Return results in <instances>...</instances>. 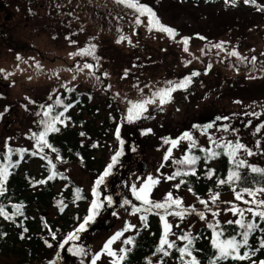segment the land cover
I'll return each mask as SVG.
<instances>
[{
	"label": "rangeland",
	"instance_id": "rangeland-1",
	"mask_svg": "<svg viewBox=\"0 0 264 264\" xmlns=\"http://www.w3.org/2000/svg\"><path fill=\"white\" fill-rule=\"evenodd\" d=\"M233 1L234 5L227 0H221L212 6H206L203 3L188 4L178 0H139V3L150 6L160 22L172 28L175 34L170 36L157 31L155 27L149 31L147 22H144L136 30L126 28L123 36L126 39L119 43L111 35H100L97 39L98 50L94 48L87 56L70 55L80 52L82 47H70L66 42L56 41L46 33L35 30L39 20L23 19L21 11L17 12L19 7L11 6L9 15L16 10V18L9 23L16 27L11 34L18 44H27L35 50L31 53L8 54L7 47H1L0 70L3 71L0 74L7 87L0 89V151L9 146H20L27 147L30 153L35 152L36 160L28 159L22 165L23 171L33 173L39 172L43 161H54L60 172L85 192L89 207L93 199L103 205L75 240H69L64 248H59L48 260L32 264H81V260L84 264H91L92 255L101 252L104 243L116 232L122 231L126 222L135 225V228L124 232L111 247L117 253L121 247L128 248L129 245H124L122 241L138 231L141 225L140 216L144 215L143 211L134 212V208H143V205L133 195V185L139 189L149 176L159 180L151 189V200L162 202L167 193H172L173 198L182 201L181 208L189 210L183 218L165 214V219L172 225L168 236L170 242L177 229L194 234L209 221L237 219L228 210L233 204L242 208L250 206L236 200L233 195H223L214 203L212 196L203 199L207 203L206 208L189 192L177 190L173 181L167 179L176 164L173 161L183 158L190 148L191 141L181 139L186 132L195 141L192 147L201 149L211 147L213 143L209 137L222 144L229 141L235 144L238 140L256 153L247 156L241 150L239 156L251 165L264 167V116L261 113L257 118L241 115L246 110L258 111L264 108V79H254L247 71L237 72L236 61L223 64L227 60L222 56L225 52L221 50L224 48L215 47L217 44L226 43L242 57H255L260 54L264 60V17L258 11L251 10L253 6L264 8V0H255V3ZM57 3L63 13L71 11L76 15L81 9L76 0H57ZM27 5L30 7L31 0ZM4 17L5 14H1L2 22ZM185 39L187 44L184 43ZM208 45L211 50L207 52L208 58H205ZM185 47L187 51L184 50ZM220 51L222 57L218 61L220 57L217 56L220 54L217 53ZM77 60H88L99 75L103 74L102 78L105 77L109 82V94L114 97L116 105H120V112L125 114L128 109L127 101L151 99L153 92L165 87L168 81L179 83L186 77L191 80L186 88H177L172 92L167 103L160 105L156 98L155 103L145 106L147 111L142 115L135 133L136 138L132 136L125 140L124 130L119 131V140L116 139L108 152L103 156L99 155V158L104 159L103 162L106 161L108 165L117 151L123 155L114 165L110 176L99 186L82 173L76 164L63 163L53 156L38 152L32 145L26 146L27 142L24 140L25 134L31 128V118L23 103L47 94L56 83L51 78L66 81L67 84L75 82L76 79L81 89L92 87L87 80V74L92 67L83 68L82 64L71 66ZM193 72L199 75L192 76ZM125 74L130 78H125ZM117 99L120 100L119 104ZM86 117L94 120L96 124L101 121V116ZM217 117L221 119L217 120ZM224 117L228 119H223ZM209 124L213 127L207 128ZM257 127H260L259 132ZM166 140H178L179 143L172 147ZM169 149L171 154L165 160ZM141 161L148 167L144 174L141 171ZM93 187L96 192L100 189V195L93 196ZM109 198L112 203L107 208ZM125 200L130 203L124 204ZM193 208L195 212L191 211ZM173 210L178 211L175 208ZM159 212L162 213L163 210ZM199 212L204 213L205 220L200 219L197 214ZM213 212L217 215L213 216ZM147 214H153L160 220L157 210ZM49 216H53V211L49 212ZM78 247L88 250V255H74L73 251ZM111 260L112 257L101 252L96 264H111ZM158 262V259L152 260V264ZM0 264L17 262L14 258L0 256Z\"/></svg>",
	"mask_w": 264,
	"mask_h": 264
},
{
	"label": "trees",
	"instance_id": "trees-1",
	"mask_svg": "<svg viewBox=\"0 0 264 264\" xmlns=\"http://www.w3.org/2000/svg\"><path fill=\"white\" fill-rule=\"evenodd\" d=\"M28 1L2 0V14H5V17H8L12 21L16 18V10L12 15H9V10H11V6H14V8L19 7L17 8V12L21 11L23 19L39 20L35 25V30L46 33L51 39L56 41L61 40L66 42L70 47H82V49L88 50L91 53L94 51L91 47L93 45L95 46V50H98L99 43L97 39L100 35H111L118 41L124 36L126 28L136 30L137 26H141L142 23L147 22L146 15L139 16V13L135 12V10L129 9L124 4L117 3L116 0H76L81 7L79 14L76 15L71 11L63 13L57 0H54V2L51 0H31L30 7L27 5ZM178 1L188 4L203 3L206 6H212L221 2V0ZM227 1L232 3L231 5L235 3L233 0ZM260 8L263 7L253 6L251 10L253 12L258 11L261 13V17H264V11L259 10ZM137 16H139L141 21L140 24L136 23ZM5 17L3 22L7 23ZM221 45L224 48L221 51L225 52V55L223 54L222 56H225L227 59L225 62H222L223 64L235 63L232 61H236L237 72L241 70L247 71V73L253 75L254 79H264V60L261 59L260 54L255 56L256 60L252 62V57H242L236 49L230 48V45L226 43H222ZM210 50L211 46L208 45L205 58H208L209 54L207 52ZM221 51L217 53L220 54L217 56L220 57L218 61L222 57ZM233 51L238 53V56L230 55ZM85 64L91 65L88 60H77L71 66L81 65L83 68H86L84 67ZM102 75H99L92 66L89 74H87V80L91 83L92 87L87 89H81L76 79L75 82L67 84L66 81L51 78L56 83L50 87V91L47 94L35 97V99H29L27 103H23V106L27 109V114L31 118V128L24 138L27 142L26 146L28 144L32 145L34 149L41 152L36 148L35 141L31 139L33 132L43 130V125L40 124L41 119H43L41 105H53V112L50 115H56L64 111L65 105L70 104L71 107L64 112V116L62 117L64 123H57L56 125L60 131L50 132L47 139L57 149L60 156L59 161L67 164H76L82 173L88 175L95 182L103 177V183L110 176L114 165L119 162L118 160L123 153H121L115 163L111 162L113 166L111 169H108L107 176L104 173L109 164L107 165L106 161L103 162L104 159H100L99 155H105L113 142L116 141V130L118 127L119 130H124L125 140L130 139L132 136L136 138L135 133L139 128L142 117L129 121L127 119L128 113L120 112V105H116L115 101H113L114 97L108 92L109 82L104 76L102 78ZM124 76L126 78L128 74ZM173 83H177V81ZM57 98H60L62 101L60 105L55 103ZM116 101L119 104L120 100L117 99ZM100 106H102V109ZM128 107L126 105V108ZM38 112L41 113V116H37ZM249 113H261L264 116V108H260L258 111L255 109L246 110L241 115L257 118L256 115H249ZM86 115L92 118L101 116V121L99 124H96L94 120L92 121V119L87 118ZM81 133H84V135H81ZM9 148L17 149L23 147L9 146L0 151V154L6 155ZM210 148L218 153H223L225 150L223 147H216L214 143ZM200 149L198 147H191L187 149L185 154L200 157L195 165L189 166L187 164L176 163L172 167L170 176L177 171L181 172V175L172 179L174 187L177 184L180 185L179 188L175 187L177 190L189 192L194 198L203 200L215 193L219 194L218 197L223 195H233L235 197L233 188L237 191L245 187L255 188L260 187L261 182H264V175L252 173L248 168H240L235 169L242 175L240 182L231 185L227 183L224 185L218 184V179H227L229 169L234 166L229 162V158L226 155H219L205 161V152ZM41 153L55 158L57 156V152H53L47 147ZM2 155H0V165L6 163ZM10 159L14 164L20 159V154L14 152L11 154ZM26 160L34 161L36 157L27 151L23 155V160L17 166L8 168L9 176L5 183V191L0 196V205L4 206L5 211L9 215H12L14 211L13 205H22L20 210L22 215L17 214L12 219H5L3 216H0V256L14 258L17 264H32L48 260L51 255L58 251L59 245L66 240L69 234L75 233L80 223L89 214V199L85 195V192L74 182L66 178L54 161L50 160L51 164L55 165L54 169L49 164V161H43L39 172L33 173L28 170H22V165ZM193 168L195 175L191 174ZM209 170H212L211 177L208 175ZM53 172L56 175L52 179H48L50 175H53ZM184 172H189V174L184 175ZM41 180L46 182L39 183ZM181 180L184 183L181 184ZM189 188H191V191H189ZM76 189L81 190L79 193L80 199L76 198ZM99 190L98 188L96 196L100 195ZM247 198L248 196L245 194L244 199ZM61 208H63L62 211ZM50 211H53L52 217L49 216ZM250 216L245 215V219H249ZM256 219L258 220V218ZM227 221H219L220 229L217 230H223L225 235H229L234 231H240L237 225H228ZM216 222L209 221L208 223L215 224ZM146 223L147 227L141 222L138 231L131 236L134 238L133 243L128 247L131 251L127 253L126 260L121 262V264H150V262L152 264L153 259L159 260L157 264H181L179 259L180 253L175 248L167 249L169 252L168 256H164L163 253H156L155 251L159 246L160 236L163 233L162 222L153 214H147ZM208 223L199 228L196 233L190 234L191 237H196L192 247L198 250L194 252V255L197 256L200 264H208L209 259L214 258L213 253L215 249L211 245L212 229L208 228ZM260 227L264 228V223H261ZM185 233L188 232L184 229L176 230L171 241L175 242L176 248L183 247L187 243L186 240L179 239ZM53 235H55V239H53ZM262 237H264V233L259 231L250 235L249 244L252 249L259 247L258 241ZM237 239H240V237H237ZM49 244L52 246L49 247ZM245 250L250 249H241V252ZM185 259L190 258L185 257ZM262 259H264V249L258 251L250 260H228L221 262V264H252V261H256L258 264Z\"/></svg>",
	"mask_w": 264,
	"mask_h": 264
},
{
	"label": "snow or ice",
	"instance_id": "snow-or-ice-1",
	"mask_svg": "<svg viewBox=\"0 0 264 264\" xmlns=\"http://www.w3.org/2000/svg\"><path fill=\"white\" fill-rule=\"evenodd\" d=\"M119 4H124L129 9L135 10V12L139 13V16H147V25L148 30L151 31L153 27L156 28L157 31L165 32L169 34L170 36L174 35V30L170 27H167L163 25L160 20L156 17L155 12L148 6L143 5L139 3V0H116ZM245 3H255V0H244ZM259 10L264 11V8H260ZM139 16H137L136 23L140 24L141 21L139 19ZM126 39L125 37H121L120 40L117 41L119 43L121 40ZM74 43V41H73ZM184 43L187 44V40H184ZM94 50V45L91 46ZM217 48H221V44L215 45ZM187 51V47L184 49ZM81 54H91L88 50H80L78 53H70V55H81ZM230 55L238 56V53L235 51L231 52ZM19 59V57H17ZM247 59V58H245ZM252 62H255L256 58H251ZM84 67L91 68L92 65L85 64ZM3 71V70H0ZM199 75L197 72H193L192 76ZM191 83L190 78H184V80L180 81L179 83H173L172 81L166 82V86L163 88L157 89L155 92H153L151 99H142L139 101H127L129 107L127 109V119L129 121H132L133 119H139L142 117L143 113L147 111V108L145 107L149 103H155V99H159V104L163 105L169 101L171 98V93L175 91L177 88H186L188 84ZM143 91V90H141ZM51 99V97H49ZM55 103L57 105H60L62 101L60 98H57ZM239 103V102H237ZM71 107V105H65L64 111L59 112L56 115H50L53 112V105H41V108L43 109L42 116L43 119H41L40 124L43 125V130L39 132H33L31 135V139L35 141V146L39 151H43L45 147L50 148L53 152H57L56 159H60L59 153L57 149H55L48 141L47 136L50 132H59L60 129L56 126L57 123H64L62 117L64 116V112L67 111V109ZM162 110V109H161ZM7 111V109H5ZM2 115V114H0ZM249 115H256L259 116V113H249ZM37 116H41V113H37ZM217 120H220L221 117H217ZM223 119H228V117H224ZM207 128L213 127L212 124H209L206 126ZM227 130V129H225ZM257 132L260 131V127H257ZM119 127L116 130V137L119 140ZM81 135H84V133H81ZM181 139H187L191 141V144L189 147L195 145V141L192 140V137L186 132L183 134ZM209 140L216 144V147H223L225 150L223 153H218L214 151L212 148L208 149H200L201 151L205 152V161L211 160L219 155H226L229 158V162L234 166L233 168H230L227 174V179H218V184L224 185V184H235L242 180V175L239 171H236L235 169L240 168H248L252 173H259L261 175H264V168H259L255 165L249 164L244 158L238 155V153L242 150L244 154L247 156H253L256 153H254L251 149H248L245 145L241 144L238 140L233 144L231 141L227 142L224 145H221L217 141L212 140L211 137H209ZM166 143H170L172 147H175L179 141L178 140H171L165 141ZM123 143V141H121ZM257 146H259V142H257ZM27 149L24 148H17V149H8V153L6 155H2V158L6 163L0 165V196L4 194L5 191V183L8 179L9 167H15L17 166L21 160H23V155L25 152H27ZM19 153L20 159H18L14 164L11 162V154L12 153ZM32 155H35L36 153H31ZM171 154V149H169L168 153L165 155L164 159L168 160L169 156ZM121 155L120 151H117L115 155L112 157V162L115 163L117 158ZM44 159L45 157H41ZM200 159L199 156H188L185 155L180 160H174V163L177 164H187L189 166H193L196 164V162ZM49 164L54 169L55 165L51 164V161H49ZM113 166L112 163L108 165V168L105 170L104 175H108V169H111ZM184 175H188L189 172H184ZM191 174L195 175L194 168L191 170ZM56 175V173L53 172V175H50L48 179H52L53 176ZM181 175V172L177 171L173 173V175L168 176L167 179L172 180L175 179L176 176ZM209 177L212 176V170L208 171ZM63 178V177H62ZM103 181V177L98 179L95 183L96 185L101 184ZM46 181H39V183H45ZM159 183V180L149 176L147 181H145L139 189L136 188L135 185H133V195L135 198L142 202L143 208L136 207L134 208V212H141L143 211L144 215L140 216V220L142 223H144L145 227H147V213L152 212L153 210H157V214H159V218L161 222L163 223V233L160 236L159 246L156 248V253H163L164 256H168L169 252L167 249H173L175 248L180 253V261L181 264H200V261L198 260L197 256L194 255V252L198 251L197 249L193 248V241L196 239V237H191L189 233H185L182 236L179 237V239L186 240L187 243L183 247L176 248L175 242H170L168 240V236L170 234V229L172 225H170L167 220L165 219V214L167 215H177L183 218L184 214L188 212V209L181 208L182 201L179 198H173L172 193H167L164 197V200L162 202H156L150 199V193L151 189L154 185ZM180 183H184L183 180L180 181ZM179 184H177L175 187L179 188ZM80 189H76L77 192V199H80L79 196ZM189 191H191V188H189ZM233 191L235 192V199L242 201L245 205H250L249 207H239L235 204L232 205L229 211L232 212L233 216L238 217L235 220H229L226 223L228 225H237L240 229L239 232H233L229 235H225V232L223 230H217L220 229V222L217 221L215 224L208 223V228L212 229V236H211V245L215 249L213 253V259H209L208 264H221V262L232 260V261H245L250 260L252 256H255L258 251L261 249H264V237L260 238L258 243L259 247L252 249L251 245L249 244V237L253 233L259 231L261 233H264V228L260 227L261 223H264V198H258L260 196H264V182H261L260 187L255 188H240L239 191H237L235 188H233ZM93 196H96V188L93 187L92 189ZM247 194L248 197H251V199H244V195ZM219 194L215 193L212 195L211 199L213 203L218 199ZM201 204L205 205L207 208V203L204 200L199 201ZM112 203L111 199H108V204L110 205ZM130 202L128 200L124 201V204H129ZM251 205H254L252 207ZM103 205L98 202L96 199H93L91 202V205L89 207V214L84 218V221L80 223L79 227L76 229L75 233H70L69 236L66 238L64 242H62L59 247L64 248V245L69 240H75L80 232H83L85 230L86 225L92 221L95 217V215L98 214L99 209ZM14 211L12 212V215H9L8 212L5 211L4 206L0 205V216H3L5 219H12L13 216L20 214L22 215V212L20 211L22 208V205H13L12 206ZM173 208L178 209V211L173 210ZM63 208H61V211ZM159 210H163V212H159ZM191 211L195 212L196 210L193 208ZM211 211V209H209ZM250 213L251 216L249 219H245V214ZM201 220H205V216L203 212L197 213ZM213 216H216L217 213L213 212ZM115 215V213H113ZM258 218V220L256 219ZM135 228V225H130L127 222L125 223L124 229L122 231L116 232L112 237H110L103 245L101 252L106 253L109 257H112L111 264H121V262L126 260L127 253L131 251L130 248H124L121 247L119 249V253L116 251H113L111 245L120 239L124 235V232L129 231L130 229ZM25 231H27L25 229ZM237 237H240V239H237ZM23 238V237H22ZM53 239H55V235H53ZM134 238L128 237L122 241L124 245H131L133 243ZM49 247L52 245L49 244ZM165 246H167L165 248ZM241 249H250L245 250L241 252ZM71 251V249H70ZM101 252H97L92 255L91 257V264H96L97 260L101 257ZM74 255H81L86 256L88 255V250L84 248H75L73 251ZM59 255V253H58ZM185 257H189L190 259H185ZM51 264V262H50ZM81 264H84L83 260H81ZM151 264V262H150ZM252 264H257L256 261H252ZM258 264H264V259L260 260Z\"/></svg>",
	"mask_w": 264,
	"mask_h": 264
},
{
	"label": "flooded vegetation",
	"instance_id": "flooded-vegetation-1",
	"mask_svg": "<svg viewBox=\"0 0 264 264\" xmlns=\"http://www.w3.org/2000/svg\"><path fill=\"white\" fill-rule=\"evenodd\" d=\"M2 0H0V55H1V50H2V45L7 47V52L8 54H14L15 52L18 53H31L35 49L28 46L27 44H18L16 42L15 38L11 34L12 30H15V24H10L11 20L8 17H5V20L7 23H4L1 21V14H2ZM36 6V5H35ZM40 56V54L38 53ZM2 79H4L1 74H0V89H5L7 86L2 82Z\"/></svg>",
	"mask_w": 264,
	"mask_h": 264
},
{
	"label": "water",
	"instance_id": "water-1",
	"mask_svg": "<svg viewBox=\"0 0 264 264\" xmlns=\"http://www.w3.org/2000/svg\"><path fill=\"white\" fill-rule=\"evenodd\" d=\"M147 170H148V167H147L146 163L144 161H141V171H142V173L144 174ZM110 207H111V205L107 206V208H110ZM90 225H92V223Z\"/></svg>",
	"mask_w": 264,
	"mask_h": 264
}]
</instances>
